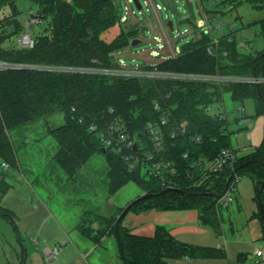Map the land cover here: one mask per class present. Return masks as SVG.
I'll return each instance as SVG.
<instances>
[{
  "label": "trees",
  "instance_id": "obj_1",
  "mask_svg": "<svg viewBox=\"0 0 264 264\" xmlns=\"http://www.w3.org/2000/svg\"><path fill=\"white\" fill-rule=\"evenodd\" d=\"M17 1L0 0V11L10 8L12 12L5 19L8 35H0V60L27 66L0 71V161L17 168L11 133L62 113L65 123L52 130L51 135L58 145L55 160L70 178L75 177L94 156L102 155L113 180L111 194L133 182L150 195L129 212L196 210L201 223L217 236H222L219 201L235 177L250 176L255 181L257 193L262 187L264 134L259 147L248 155L237 157L234 171L205 175L198 167L199 162L212 163L223 150L233 149L227 118L224 114H212L209 108L223 103L224 95L230 94L231 99L242 107L245 101L252 100L255 116L264 118V82L221 85L213 82H153L39 69L117 68L115 53L139 38V28L121 29L119 35L108 42L103 35L120 24L122 18L114 0H29L38 6L32 15L46 23V28L33 37V48H8L6 40L24 30L18 18ZM243 1L258 11L264 10V0ZM201 2L204 6V0ZM252 26H259L264 39V18L247 28ZM237 32L238 29H229V34L220 38L214 55L209 53L212 36L202 33L198 40L184 48L181 56L159 62L156 67L174 73L264 78V50L256 55L240 52ZM167 95H170L169 99ZM156 102L172 110L168 125L162 128L163 154L176 164L178 173L165 179L144 170V154L152 150L145 128L150 122L161 121L162 112L155 110ZM181 121L188 123L185 134L173 136ZM93 124L100 128L119 124L131 138L142 141L145 147L134 152L140 160L138 166L131 168L119 154L105 148L100 137L90 132L89 127ZM185 154L188 158L184 157ZM7 178V171L2 169L0 197L11 188ZM163 183L173 187H166ZM262 202L264 206V189ZM123 210L120 209V215ZM259 216L264 225L261 212ZM100 219L105 229L95 231V237L89 230L81 226L77 228L95 244L112 234L116 238L118 217ZM122 222L119 234L124 264H168V260L184 258L227 259L224 248L183 243L165 226L158 225L153 237H145L132 234Z\"/></svg>",
  "mask_w": 264,
  "mask_h": 264
},
{
  "label": "rangeland",
  "instance_id": "obj_2",
  "mask_svg": "<svg viewBox=\"0 0 264 264\" xmlns=\"http://www.w3.org/2000/svg\"><path fill=\"white\" fill-rule=\"evenodd\" d=\"M114 1L124 16L118 25L120 31L138 26L137 40L141 42L115 53V60L119 64L152 65L155 61L173 58L171 50L176 56H181L189 44L187 41L195 42L206 30L205 15L197 13L200 5L194 0H152L153 5L162 7L157 12L147 7L145 0H139L143 6L142 12L136 9L133 0ZM16 5L20 12L18 18L24 25L22 32H25L26 21L33 17L35 12L32 11L38 10V6L29 0H18ZM204 6L209 21L221 26L220 30L214 32L216 37L225 36L232 25L238 29L236 39L240 52L256 55L264 50L259 26L247 28L264 18V10L258 11L243 0H204ZM163 7L167 10H163ZM172 14H176L177 18H173ZM11 15L10 8L0 11V35H8L9 27L5 19ZM182 18H188L189 22H181ZM171 20L175 32H171L167 26ZM196 20L201 24H192ZM46 25H32L29 32H33L35 37ZM118 26L111 32L118 33ZM243 27L246 28L241 30ZM186 29L188 31L184 32ZM162 31H165L166 38L158 46ZM18 35L10 36L5 46L17 47ZM243 44H247L248 48H244ZM157 52H160L159 56H156ZM241 108L242 105L234 102L230 94H225L223 106H211L209 110L214 114L224 112L227 115L237 157L245 156L243 147H259L264 134V118L255 116L254 102L247 100L243 104V111ZM241 117L250 120L248 131L238 126L236 119ZM64 123V115L59 113L11 133L18 167H6L0 161V171H7V181L11 186L0 197V264H124L113 234L95 244L77 228L81 226L95 237V231L105 229L101 217L119 218L121 208L125 209L146 193L130 182L116 194H111L113 180L102 155L94 156L75 177L70 178L55 160L58 145L51 135L52 130ZM248 133L250 139H247ZM233 197L235 202L228 207L220 205L222 236L216 237L210 229L212 240L216 242L219 239L225 246L228 259L209 262L255 264L257 250H264V225L259 216L255 181L250 176H242ZM48 248L51 252L57 249L58 254L51 257L46 251ZM260 264H264V261Z\"/></svg>",
  "mask_w": 264,
  "mask_h": 264
},
{
  "label": "built area",
  "instance_id": "obj_3",
  "mask_svg": "<svg viewBox=\"0 0 264 264\" xmlns=\"http://www.w3.org/2000/svg\"><path fill=\"white\" fill-rule=\"evenodd\" d=\"M171 2L172 0H168ZM199 3L200 9H197V13H203L205 15V25L206 30L203 32L204 34L212 36L211 46L209 48V53L211 55L217 54V50L220 45V37H216L214 32L220 30V25H213V21H209L207 17L206 8L203 6L201 0H194ZM140 2V1H139ZM141 4V3H140ZM145 5L150 7L154 12L160 11L162 9L159 5H153L152 0H145ZM127 15H129V9ZM143 6L141 4L142 12ZM163 10H167L166 7H163ZM134 14V13H133ZM173 18H177L176 14H172ZM169 19V16H166ZM124 20V16H122L121 21ZM172 21V20H171ZM181 22H189L188 18L180 19ZM173 22V21H172ZM42 20L37 17H32L28 24L25 25V32H22L18 35L17 45L20 48L31 49L35 45V40L29 32V27L32 25H41ZM192 24L199 25L201 22L196 20L195 23ZM230 26V25H229ZM230 30H235V26H230ZM186 29L184 32H187ZM175 32V26L173 23V31ZM202 34V33H201ZM165 31L159 33L157 45H161L165 41ZM167 43L170 42L167 40ZM187 43H190L187 41ZM244 48H248L247 44L242 45ZM173 58L176 57L175 52L171 50ZM160 52L156 53V56H159ZM159 61H155L154 64L148 66H128L124 64H119L117 68L112 69H104V68H65V67H38L39 69L44 70H53V71H61V72H71V73H88V74H99V75H109L115 78H125V79H139V80H150L153 82H184V83H199V82H213L219 85L228 84V83H261L264 82V78L257 77H239V76H208L202 74H192V73H174V72H166L159 70L156 65ZM27 66L18 65L9 63L6 61L0 60V71L9 70V69H21ZM36 68V67H34ZM166 98H170V95H167ZM223 103L215 104L218 107L223 106ZM213 105V106H215ZM211 108V107H210ZM209 108V110H210ZM155 110L161 113V121L156 123H148L145 130L151 142L150 151L144 154V170L149 172L155 177L160 178H170L174 177L178 173V168L176 164L172 161L166 159L163 154L164 150V136L162 128L168 125L172 110L169 106L163 105L162 103H155ZM214 114V113H212ZM215 114H224V112L215 113ZM187 121H181L177 124V131H174L172 134L176 136L178 134H185L187 129ZM90 132H94L100 137L101 142L103 143L105 148L111 149L115 153L119 154L124 161H126L131 168H136L139 164V159L134 156V152H138L140 148H144V144L142 141H139L136 138H131L127 135L123 127L119 124L109 125L107 127H98L93 124L89 127ZM185 158H188V155H184ZM237 160V155L233 149H225L221 152L219 157L212 163H198L199 169L204 171L205 175L219 173L223 171H234L235 162ZM3 166L9 167L7 164H3ZM234 174L231 176V178ZM240 178L238 176L235 177V181L230 184L228 190L224 194V196L220 199L219 204H223L225 207H228L231 203L235 202L233 197V193L236 191V184ZM166 187H173L168 185V183H163ZM51 257H55L58 254V250L56 249L54 252L48 251ZM264 261V250H258L256 253V263L260 264V262Z\"/></svg>",
  "mask_w": 264,
  "mask_h": 264
},
{
  "label": "crops",
  "instance_id": "obj_4",
  "mask_svg": "<svg viewBox=\"0 0 264 264\" xmlns=\"http://www.w3.org/2000/svg\"><path fill=\"white\" fill-rule=\"evenodd\" d=\"M36 11L37 10H34L32 12H36ZM28 22L29 21H26L25 25H27ZM31 27L32 26L29 27V31H31L30 30ZM114 28H112L106 34H104L103 39H105L108 42L115 39L120 33V27L118 29V33L111 32ZM31 34H33V32ZM228 34L229 32L226 35ZM241 110L243 111L244 108L242 107ZM225 117L227 118L226 114ZM249 121L250 120L247 117H241L240 119H236L238 126L240 128L242 127L247 131L249 129V124H248ZM247 139H250V133L247 134ZM255 149L253 148L251 149L250 147L249 148L243 147L244 150L243 155H248L251 152H253ZM233 150L235 151L234 147ZM236 200L238 202L239 198L237 197ZM158 225L165 226L177 240L183 243L197 245V246L213 247L218 249L224 248L227 253V259H228V252L225 246L220 243L219 239L216 242L212 240V236H211L212 232H210L211 228L201 223L199 218V213L196 210H172V211L148 210L145 212H129L122 222V226L125 229L129 230L132 234L138 236H145V237H153ZM231 231L233 232L234 230L231 229ZM216 237L219 238L220 236L216 235ZM212 243L215 246H213ZM258 250H262V249H258ZM46 251H49V248L46 249ZM227 259H211V260H201V259L192 260L188 258H184L181 260L171 259L168 260V264H213L209 261L227 260Z\"/></svg>",
  "mask_w": 264,
  "mask_h": 264
},
{
  "label": "water",
  "instance_id": "obj_5",
  "mask_svg": "<svg viewBox=\"0 0 264 264\" xmlns=\"http://www.w3.org/2000/svg\"><path fill=\"white\" fill-rule=\"evenodd\" d=\"M134 2V5L136 7L137 10H141V4L139 2V0H133ZM167 26L168 28L170 29V31L172 32L173 31V22L172 21H168L167 23ZM141 42L139 40H134L131 44V46H136L138 44H140ZM263 189H264V182L262 184V187L261 189L258 191L257 193V196H258V203H259V208H260V212H261V215L262 217H264V206H263V202H262V192H263ZM148 197H150V195H144L138 199H136L135 201H133L132 203H130L125 209L124 211L121 213V215L119 216L118 220H117V223H116V240H117V243L119 245V248H120V252L121 254H123V249H122V245H121V239H120V234H119V228H120V225H121V222L122 220L126 217V215L129 213L130 209L136 205L137 203L141 202L142 200H145L147 199Z\"/></svg>",
  "mask_w": 264,
  "mask_h": 264
}]
</instances>
